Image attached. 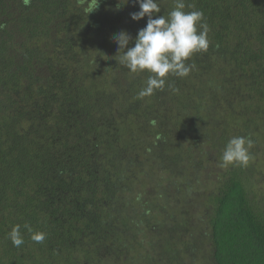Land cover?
I'll use <instances>...</instances> for the list:
<instances>
[{
	"label": "trees",
	"instance_id": "obj_1",
	"mask_svg": "<svg viewBox=\"0 0 264 264\" xmlns=\"http://www.w3.org/2000/svg\"><path fill=\"white\" fill-rule=\"evenodd\" d=\"M184 3L208 50L140 97L135 0H0V264H264V0Z\"/></svg>",
	"mask_w": 264,
	"mask_h": 264
},
{
	"label": "clouds",
	"instance_id": "obj_2",
	"mask_svg": "<svg viewBox=\"0 0 264 264\" xmlns=\"http://www.w3.org/2000/svg\"><path fill=\"white\" fill-rule=\"evenodd\" d=\"M127 3L128 0H121V5ZM135 3L139 5V11L131 13L130 17L137 22L147 17L146 26L138 31L134 41L126 31L114 34L112 39L117 45L114 58H118V61L115 59L117 63L127 68L130 74L148 73L146 85L138 93L140 97H148L155 90L165 88L169 75L177 78L190 75L195 65L188 61L194 54L208 50L209 27L202 11H185L184 0H175L174 8L167 15H160L159 0H135ZM130 42L134 46L129 47ZM252 146L253 141L249 138H230L223 149L220 166L246 167L251 159L249 150ZM34 239L41 242L43 234L34 236ZM13 242L17 246L22 243L19 238Z\"/></svg>",
	"mask_w": 264,
	"mask_h": 264
}]
</instances>
